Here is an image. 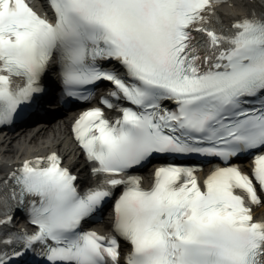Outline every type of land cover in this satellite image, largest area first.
<instances>
[{
	"label": "snow or ice",
	"instance_id": "1",
	"mask_svg": "<svg viewBox=\"0 0 264 264\" xmlns=\"http://www.w3.org/2000/svg\"><path fill=\"white\" fill-rule=\"evenodd\" d=\"M220 2L48 0L49 18L0 0V125L39 103L53 63L62 96L111 85L74 123L89 187L55 151L0 177V264H264V11L225 25ZM246 153L251 175L231 162ZM160 156L220 163L202 182L199 164L161 163L145 186L134 170ZM113 196L112 230L85 228Z\"/></svg>",
	"mask_w": 264,
	"mask_h": 264
},
{
	"label": "bare ground",
	"instance_id": "2",
	"mask_svg": "<svg viewBox=\"0 0 264 264\" xmlns=\"http://www.w3.org/2000/svg\"><path fill=\"white\" fill-rule=\"evenodd\" d=\"M254 4L253 0H228L219 7L218 12L223 23L230 24L233 18L248 12L255 6ZM77 111H69L50 124L21 131L14 138L3 135L1 132L0 154L3 155V163H16L19 159L39 151L59 149L68 163L74 160V168L79 171L81 183H93L95 177L91 172L89 173V168L81 155L78 156V150L72 141L70 124H68ZM255 213L257 217L264 218V206Z\"/></svg>",
	"mask_w": 264,
	"mask_h": 264
}]
</instances>
